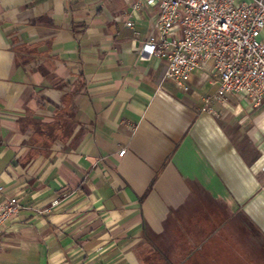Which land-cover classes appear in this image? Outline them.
<instances>
[{"label":"crops","instance_id":"1","mask_svg":"<svg viewBox=\"0 0 264 264\" xmlns=\"http://www.w3.org/2000/svg\"><path fill=\"white\" fill-rule=\"evenodd\" d=\"M133 3L0 0V264H264V103L163 80Z\"/></svg>","mask_w":264,"mask_h":264},{"label":"built area","instance_id":"2","mask_svg":"<svg viewBox=\"0 0 264 264\" xmlns=\"http://www.w3.org/2000/svg\"><path fill=\"white\" fill-rule=\"evenodd\" d=\"M133 1V10L143 3L159 10L157 33L148 37L142 50L166 62L163 80L187 92L191 75L210 66L218 83L213 99L242 94L254 106L264 103V43L259 39L264 35V0ZM211 99L206 97L205 105ZM3 191L0 187V194ZM19 208L14 198L0 205V231Z\"/></svg>","mask_w":264,"mask_h":264}]
</instances>
